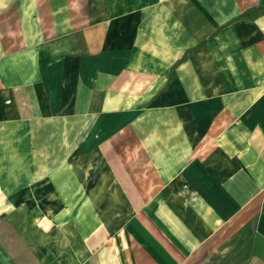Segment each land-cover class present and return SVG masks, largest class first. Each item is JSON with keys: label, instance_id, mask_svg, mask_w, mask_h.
Returning a JSON list of instances; mask_svg holds the SVG:
<instances>
[{"label": "crops", "instance_id": "obj_1", "mask_svg": "<svg viewBox=\"0 0 264 264\" xmlns=\"http://www.w3.org/2000/svg\"><path fill=\"white\" fill-rule=\"evenodd\" d=\"M0 205V264H264V0H0Z\"/></svg>", "mask_w": 264, "mask_h": 264}, {"label": "rangeland", "instance_id": "obj_2", "mask_svg": "<svg viewBox=\"0 0 264 264\" xmlns=\"http://www.w3.org/2000/svg\"><path fill=\"white\" fill-rule=\"evenodd\" d=\"M1 206V205H0ZM5 208L3 206H1L0 210V215H2L3 217H5ZM17 210V212H21L22 210H26L25 208L22 207H16L15 211ZM15 224V223H14ZM46 225L43 224V222H37L36 223V227L37 228H45ZM0 243L7 247V246H18L20 245L21 242V238L19 236H17L16 234H14L13 236L9 235L6 236V228H5V224L4 222L1 220L0 221ZM39 245H43L42 242H40L39 240ZM16 256V255H15ZM40 256L35 255V254H31L30 255V264H40ZM234 255H230L229 253V249L227 247H223L221 252L219 254H204V255H191L189 257V263L186 264H232L233 263V258ZM62 258L64 259L63 255ZM239 260L237 262V264H259L256 260L252 261L250 260H246V256H238ZM242 259V260H240ZM64 260H62L61 262H63ZM236 264V263H233Z\"/></svg>", "mask_w": 264, "mask_h": 264}]
</instances>
